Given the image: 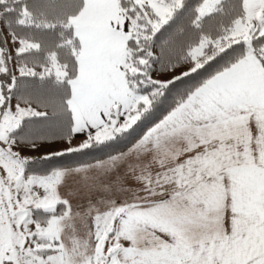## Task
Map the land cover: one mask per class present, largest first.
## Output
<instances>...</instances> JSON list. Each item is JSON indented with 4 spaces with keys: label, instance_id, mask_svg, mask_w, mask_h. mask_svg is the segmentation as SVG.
Returning a JSON list of instances; mask_svg holds the SVG:
<instances>
[{
    "label": "crops",
    "instance_id": "crops-1",
    "mask_svg": "<svg viewBox=\"0 0 264 264\" xmlns=\"http://www.w3.org/2000/svg\"><path fill=\"white\" fill-rule=\"evenodd\" d=\"M172 1L178 0H136L153 9L162 23ZM204 2L199 16L207 14ZM244 5L248 20L264 16V0H244ZM70 23L79 55L77 74L68 82V143L82 148L65 153L107 142L140 116L132 112L140 96L125 81L131 26L117 0H83ZM254 100L264 101V70L246 57L191 93L124 152L53 173L52 201L64 208L53 216L58 264H97L104 258L109 264H264V226H250L257 215L232 211L230 204L204 203V196L229 195L225 189L215 193L188 187L189 180L204 176L189 172L188 165L207 162L205 143H213V150L225 147L220 139H250ZM127 121L134 124L123 130ZM226 208L233 212L227 216L234 220L228 221L231 228L224 232L220 214H212L215 229L205 235V218L210 217L205 213ZM235 221L243 235L234 234Z\"/></svg>",
    "mask_w": 264,
    "mask_h": 264
},
{
    "label": "trees",
    "instance_id": "trees-1",
    "mask_svg": "<svg viewBox=\"0 0 264 264\" xmlns=\"http://www.w3.org/2000/svg\"><path fill=\"white\" fill-rule=\"evenodd\" d=\"M202 1L179 0L178 5L167 13L166 22L151 35L148 29L147 34L142 32L137 21L131 18L142 9L150 10L136 0H117L119 10L131 26V38L125 48V81L131 92L146 99V107L142 103L136 104L132 112L138 113L139 119L113 139L70 153L24 162L23 176H45L113 157L131 147L214 75L246 57H253L264 66L258 49L259 45H264L262 35L250 46L238 42L218 49L213 45L206 51L209 59L207 57L200 67L157 91L155 89L152 94L142 87L141 79L134 77L136 74H128L127 61H132L139 49L154 50V55H150L153 72L162 74L187 64L189 50L202 38L215 41L227 33L235 21L245 17L244 0H221L210 13L199 16ZM75 3L74 0H0V56L8 66H14L7 71L0 70V112L9 103L37 111L34 116L22 119L8 134L15 146L55 145L71 137L68 82L75 75L79 43L69 20L81 8L77 3L76 10ZM147 35L151 38L147 39ZM5 37L31 45L26 51L8 56ZM50 65L62 70L63 75L54 74ZM15 68L20 74H14ZM149 69L147 72L151 73ZM63 209L57 204L56 210L50 213L34 210L31 219L42 225L51 215L60 216Z\"/></svg>",
    "mask_w": 264,
    "mask_h": 264
},
{
    "label": "rangeland",
    "instance_id": "rangeland-1",
    "mask_svg": "<svg viewBox=\"0 0 264 264\" xmlns=\"http://www.w3.org/2000/svg\"><path fill=\"white\" fill-rule=\"evenodd\" d=\"M74 1L76 2L74 5L76 6V10L77 3H80V12L83 6V0ZM178 1H172L170 5L167 4L168 9L166 15L170 11L169 8H175L178 5ZM220 1L206 0V2H204L206 4L204 5L203 10L206 11L207 14L210 13L211 10L216 7L214 4H218ZM211 4H213L212 7ZM152 11L150 9V12H147L142 9L141 12L138 11L137 14L135 13L131 16V18L137 21V26H139V29L142 32L147 34L146 29H148V31L150 30L149 34L151 35L165 22H159ZM73 17L74 16L71 18ZM257 18H259V20L255 18H250L248 20L245 10V17L235 21L230 30L221 35V37H218L217 40L211 41V39L202 38V41L200 40L199 44L189 50L187 56L189 62L176 69L162 74L153 72L150 55H154V50L143 51L139 49L135 53V57L132 58V61H127L128 66H126V70L129 75L136 74L134 77L140 78L142 81V87L144 86L149 92H151L150 94H152L155 89L157 91V89L159 90L162 86H167L176 79H179L200 67L207 57L209 59V56L206 55V51L213 45L219 47L218 49L238 42L250 46L254 39L264 35V16L260 15L259 17L257 16ZM145 37H147V39L151 38L149 35ZM4 39L5 45H7L6 50L8 56L26 51L31 45L13 38L5 37ZM258 49L260 59H262L264 63V45H259ZM257 63L264 70V66H261L258 61ZM8 68L11 69L14 68V66H8V63L6 61L4 62V59L0 56V70L7 71ZM51 68L56 75L60 74V76H62L64 73L62 70L60 71L53 66H51ZM147 68L151 69V73L147 72ZM14 71L15 75L20 74V70L16 71L15 68ZM223 71L216 75H219ZM76 74L77 69L75 67V75L73 78ZM137 75L142 76L138 77ZM216 75L211 77L202 86L208 83ZM138 103H142L144 107H146L145 103L147 104L146 99L141 97ZM249 111L252 112L254 116L250 124V139L237 138L236 141H234L233 137L222 141L220 139L219 145L221 142H224L225 147L216 145L213 150H209L211 148L209 145H212L213 143H205L202 150L207 162L192 163L188 165L189 172L195 170H197V172L201 171L204 172V176L203 178H197L193 181L189 180L188 187L195 185L196 187L204 189V192L208 191L217 193V189H225V191H229V195L204 196V203L230 204L229 208L232 211L236 210L241 212L245 209L244 211H246L247 214L250 213L257 215V217H254L255 219L250 223V226L263 227L264 101L262 100L261 102L260 100L259 104H256V101L254 100L253 103H251V109ZM33 114H37V111L33 108L20 106L15 103L8 104L7 107L0 112V264H58V261L55 260V256L53 255L56 251V245L53 243L55 235L53 216L51 215V218L49 217L47 222L42 225L37 224L31 219V214L34 210L39 209L48 213L56 210V206L51 197L53 174L50 173L45 176L29 175L28 177H24L23 163L34 158H48L51 155H59L69 152L71 150L82 148V145L79 143L74 144L73 142L68 143V141H66L61 144L37 146L29 149L16 147L14 144L13 146L7 133L14 130L22 118L32 116ZM133 124L134 121H127L123 123L121 127L122 129L124 128L123 130H127ZM259 129H261V131ZM112 136L113 135H110L109 138ZM233 143H235L234 152L232 151ZM228 160H230L231 163H223ZM242 160L245 162H242ZM229 208L221 210L220 213H205V215H210V217L205 218L204 229H202L204 230L205 235H211L212 232H214L215 225L211 220L212 214L215 216L220 214L222 221L220 226H222L221 229H223L224 232L231 228L228 226V221H232L231 223L233 224L234 220L227 217L229 214H233V212H228ZM240 212H238L237 215ZM235 227H237L235 228L237 231H234V234L243 235L242 232L238 233V231L242 230L241 224L235 221ZM99 238L101 239V237ZM110 262L111 260L104 258L98 260L96 263L109 264Z\"/></svg>",
    "mask_w": 264,
    "mask_h": 264
}]
</instances>
